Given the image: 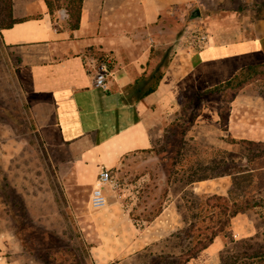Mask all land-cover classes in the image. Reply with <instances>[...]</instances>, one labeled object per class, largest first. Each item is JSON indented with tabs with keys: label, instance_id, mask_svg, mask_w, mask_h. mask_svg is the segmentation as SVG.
Here are the masks:
<instances>
[{
	"label": "crops",
	"instance_id": "obj_1",
	"mask_svg": "<svg viewBox=\"0 0 264 264\" xmlns=\"http://www.w3.org/2000/svg\"><path fill=\"white\" fill-rule=\"evenodd\" d=\"M192 1L81 0L78 28L70 30L66 27L70 19L66 0L53 18L44 0H11V18L17 22L0 26V56L5 68L12 71L10 76L46 148L65 154L72 186L91 190L101 168L111 173L113 183L104 190L106 205L97 211L89 208L98 237L91 247L95 264L128 258L171 235L180 223L178 198L169 187L159 202L155 196H146L147 202L140 203L142 189H148L152 174L143 166L122 162L138 154H152L163 139L165 126L175 119L187 98L230 80L248 66L264 63V20H255L250 37L223 39L216 35L200 50L177 52L156 89L125 104L122 92L147 71L156 45L151 31L160 16ZM90 50L112 59L106 91L95 88L84 70L82 56ZM239 115L235 122L230 114V132L234 122L241 128L238 122H243V112ZM258 125L262 131L235 135V139L264 141V114ZM197 184L188 185L195 194ZM154 203L160 209L156 215H148L150 220L132 217L138 208L145 212ZM231 226L237 241L256 233L247 212L236 215ZM224 247L223 240L216 237L186 264H217ZM0 264L8 263L0 257Z\"/></svg>",
	"mask_w": 264,
	"mask_h": 264
},
{
	"label": "rangeland",
	"instance_id": "obj_2",
	"mask_svg": "<svg viewBox=\"0 0 264 264\" xmlns=\"http://www.w3.org/2000/svg\"><path fill=\"white\" fill-rule=\"evenodd\" d=\"M53 2L54 6L64 5V0ZM3 3L0 0V26L9 21L8 3ZM259 6V0H194L162 14L157 27L151 31L156 45L151 50V60L145 76L147 82L143 85L139 83L141 91L153 83L150 78L153 70L157 68L164 72L174 54L196 50L187 43L190 40L196 41L202 31L206 32L209 44L216 35L223 39L250 37L251 23L260 20L263 15V12L262 15L258 13ZM195 10L199 11V16L192 18ZM10 75H13L12 71H7L0 56L2 262L46 264V258L50 264H95L92 257L95 253L91 251V247L98 243V237L89 219L93 212L87 203L91 190L72 186L66 173L69 164L65 154L63 157L59 150L46 148L30 119L28 106ZM244 82L229 104V117L233 113L232 119L235 122L239 112H243V122H238L241 128L234 122L230 132L227 123L224 131L219 124L218 111L231 92L215 93L206 97L194 95L184 101L175 114V119L165 126L163 139L155 145L152 154H138L122 162L136 167L143 166L152 174L153 180L148 189H142L140 203L147 202L146 196L150 199L155 196L158 199L156 202H159L168 192V187L171 194L178 198L180 223L172 234L190 222L191 214L195 213L194 209H189L190 202L199 198H194V195H225L230 190L238 195L244 188H247L245 191L250 195L255 192L254 184H239L238 177L230 175L203 180L204 184L196 181V194L192 191V186L188 187L191 184L190 179L194 178L195 181L202 172L209 173V169L213 170L219 163L217 160L223 158L239 164L244 163L246 152L237 144L227 143L228 137L235 138V135L262 131L258 122L264 114V71H258L257 75L249 76ZM136 95L138 94L132 96ZM204 106L208 107L203 114ZM196 112L199 115L193 126L184 133L181 139L183 142L180 143L187 118ZM176 153L182 155L178 156ZM216 155L219 157H215ZM138 172H134V175ZM169 175L171 178L167 183ZM262 189L260 196L264 199V187ZM137 202L140 206L139 201ZM155 204L157 203L147 206L145 212L141 211L144 210L141 206L133 215L148 217L158 208ZM247 213L256 227V233L248 239L237 241L230 224L219 236L225 247L218 254L217 264H253L247 263L246 259L255 256L258 251H264V206ZM23 240L32 253L26 250ZM188 242L189 239L169 235L128 258L107 264H176V256L190 247ZM52 256L57 260L53 261ZM205 259L206 255L201 257V262Z\"/></svg>",
	"mask_w": 264,
	"mask_h": 264
},
{
	"label": "trees",
	"instance_id": "obj_3",
	"mask_svg": "<svg viewBox=\"0 0 264 264\" xmlns=\"http://www.w3.org/2000/svg\"><path fill=\"white\" fill-rule=\"evenodd\" d=\"M10 1L11 0H1L2 3H8V26H11L13 23L17 22V20H12L11 18ZM259 1L260 6L258 13L259 15H262L263 12L262 17H260L259 19L264 20V0ZM44 2L48 8L50 16L53 18L54 11L56 9H60V6H54L53 0H44ZM64 6L66 7L70 15V19L67 21L66 27L70 30L77 29L79 23L81 0H67ZM64 26L65 24L63 22V27ZM165 66H167V63ZM258 71H264V63L256 66H248L240 70L230 80L222 84L216 85L212 88H209L203 92H198L195 94L196 97H206L215 93L221 94L225 92H231L229 96L223 100V105L218 111L219 124L222 130L226 131L230 110L229 104L233 100L234 94L245 84V79H247L251 75H257ZM162 75L163 72H160L159 70H157V68L154 69L150 77L153 80V83L150 84L144 91H141V85L147 82V80L145 79V71L142 76H140V78L136 79L132 84H130L124 89V91L122 92V101L125 104H132L141 99L142 97L152 93L156 89L160 79L162 78ZM140 82L142 83L141 85H139ZM135 94L138 95L132 96ZM197 111H199V109ZM198 115L199 113L196 112L195 114L191 115V117L187 118V123L185 124V126H183V132L181 134L180 143L183 142V140L181 139L185 135L184 133L187 132L193 126V123ZM227 143L237 144L241 148H243V150L246 152L244 163L239 164L236 162L224 160L222 158L220 160H217L219 161V163L217 166H214V168H212L213 170L209 169V173L202 172L199 176L195 178V181L194 178L190 179L189 183L208 180L224 175H230L238 177L239 184L246 183L247 186H251L254 184L255 192L250 195L245 191V189L247 188H244L242 189L241 194L238 195H234L233 190L228 191V193L225 195L213 194L209 196L200 197L198 195L193 194L194 198H199L196 201L190 202L189 209L195 210V213L191 214L190 222L182 229H178L174 234L170 235V237L175 235L180 239L190 240V242H188L190 243V247H187L185 250H182L180 254L176 256V264H186L191 259L195 258L197 254L208 248L214 242L216 237H219L225 232L227 228H229L231 220L236 215L246 213L256 207L264 206V199L260 196V193L263 190L262 188L264 187V141L257 142L228 137ZM176 155L180 156L182 154L176 153ZM217 155L215 157H219ZM198 165L201 164L198 163ZM178 172H180V170H178ZM170 178L171 176L169 175L167 177V183H169ZM201 198H203L202 203L200 202ZM159 209L160 208L158 207L150 215H156L159 212ZM132 217L135 219L139 216H134L132 213ZM147 220H150V218L148 217ZM200 223L202 224V226H197ZM22 242L24 243L23 245L26 250L32 253V250H30V248L26 245V242L24 240ZM51 259H54L53 261L57 260L55 256H52ZM44 261L46 264L51 263L46 258H44ZM246 262H253V264H261L262 262H264V251H258L255 256L247 258Z\"/></svg>",
	"mask_w": 264,
	"mask_h": 264
},
{
	"label": "built area",
	"instance_id": "obj_4",
	"mask_svg": "<svg viewBox=\"0 0 264 264\" xmlns=\"http://www.w3.org/2000/svg\"><path fill=\"white\" fill-rule=\"evenodd\" d=\"M188 46L200 50L209 45L208 36L205 31L199 33L196 41H188ZM82 63L86 74L91 78L95 88L106 91L109 81L112 77V59L108 55H99L90 50L82 56ZM113 183L111 173L106 168H101L99 171L96 183L91 189L88 206L92 211H97L106 205V196L104 190L107 186Z\"/></svg>",
	"mask_w": 264,
	"mask_h": 264
},
{
	"label": "water",
	"instance_id": "obj_5",
	"mask_svg": "<svg viewBox=\"0 0 264 264\" xmlns=\"http://www.w3.org/2000/svg\"><path fill=\"white\" fill-rule=\"evenodd\" d=\"M198 16H199V11L198 10H195V11L192 12V15H191L192 18H196Z\"/></svg>",
	"mask_w": 264,
	"mask_h": 264
}]
</instances>
